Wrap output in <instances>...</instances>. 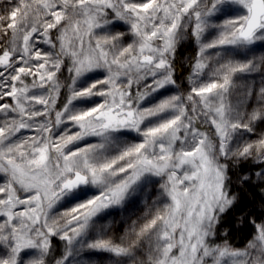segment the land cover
Listing matches in <instances>:
<instances>
[{
	"label": "snow or ice",
	"instance_id": "obj_1",
	"mask_svg": "<svg viewBox=\"0 0 264 264\" xmlns=\"http://www.w3.org/2000/svg\"><path fill=\"white\" fill-rule=\"evenodd\" d=\"M0 4V264H264V218L221 233L264 184V0Z\"/></svg>",
	"mask_w": 264,
	"mask_h": 264
},
{
	"label": "trees",
	"instance_id": "obj_2",
	"mask_svg": "<svg viewBox=\"0 0 264 264\" xmlns=\"http://www.w3.org/2000/svg\"><path fill=\"white\" fill-rule=\"evenodd\" d=\"M3 4H0V8H3ZM195 53V47H182L177 53V65L184 66L181 67V71L177 74V82L181 86V91L187 90V85L183 89V84L187 78L188 72L186 70V57L193 55ZM262 131L264 127L257 130V136ZM249 164L243 163L241 167L233 169V190L237 193L238 196V208L234 207L229 213L224 216V225L221 229L223 234L224 230L229 231V240H231L237 247H243L245 243L251 238L253 229L249 224V220L252 217H262L264 218V184L257 183L255 177L248 184H241L237 179L238 177L249 175ZM255 171L254 169L252 170ZM146 194L142 198H139L136 205V209L133 213H123L121 214L117 211V214L112 217H108L102 223L105 225H110L113 230H117V234H124L127 224L124 221L131 216V219L128 220V224L132 220H136L137 217L144 216L145 212L153 206L154 202L157 201L158 196L161 192L159 184L149 186L145 188ZM248 213H251V216L248 219H244L245 216H248ZM57 245L62 248V242L55 241Z\"/></svg>",
	"mask_w": 264,
	"mask_h": 264
},
{
	"label": "rangeland",
	"instance_id": "obj_3",
	"mask_svg": "<svg viewBox=\"0 0 264 264\" xmlns=\"http://www.w3.org/2000/svg\"><path fill=\"white\" fill-rule=\"evenodd\" d=\"M194 55V54H193ZM186 85H187V88H188V81H187V78H186V80H185V82H184V84H183V89H184V87H186ZM259 135V134H258ZM256 137H253V139H255ZM144 194H146V190H144V192H143V194H141V196L139 197V198H142L143 196H144ZM131 223V222H130Z\"/></svg>",
	"mask_w": 264,
	"mask_h": 264
}]
</instances>
